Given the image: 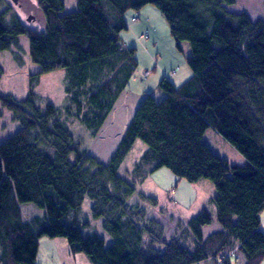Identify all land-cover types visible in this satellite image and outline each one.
<instances>
[{"label":"trees","instance_id":"obj_1","mask_svg":"<svg viewBox=\"0 0 264 264\" xmlns=\"http://www.w3.org/2000/svg\"><path fill=\"white\" fill-rule=\"evenodd\" d=\"M34 1L42 29L17 18L6 23L0 15V52L20 48L19 36L25 34L30 60L39 66L24 99L0 94L1 107L19 125L0 142L1 264H36L42 237L65 239L70 253H81L92 264H232L235 252L245 264H261L264 17L230 11L237 0H75L71 12H64V0ZM147 4L165 18L179 50V41L188 43L192 75L179 86L161 78L158 88L164 96H144L110 159L102 163L81 148L56 106L37 105L34 86L42 74L63 69L65 112L94 136L138 64L135 47L121 42V32L128 29L126 13ZM13 55L19 58L16 51ZM208 127L244 163L214 153L202 140ZM137 139L147 149L130 171L133 182L160 167L190 182H213L214 216L203 208L185 223L192 248L181 234L165 241L161 230L144 225V210L128 203L137 188L117 170ZM137 194L156 205L154 197ZM85 198L91 200L90 219L101 220L109 245L84 219ZM21 203L44 212L28 218ZM212 222L220 229L204 238L202 227Z\"/></svg>","mask_w":264,"mask_h":264},{"label":"rangeland","instance_id":"obj_2","mask_svg":"<svg viewBox=\"0 0 264 264\" xmlns=\"http://www.w3.org/2000/svg\"><path fill=\"white\" fill-rule=\"evenodd\" d=\"M64 4V12L76 9L75 0H64ZM228 8L234 12L246 11L252 17H264V0H237ZM0 15L6 23L17 18L31 28L42 29L43 27V18L34 0H18L17 3L12 0H0ZM125 17L128 29L121 32V42L126 46L135 47L138 63L127 82V89L138 94L145 91L146 94L150 93L155 98L161 99L160 95L163 94L158 88L161 78L166 76L175 86H179L191 77L192 71L187 63L190 47L187 42L179 41L181 49H178L165 18L152 4L145 5L139 11H128ZM19 41L20 48H12L18 53V59L14 57L11 50L0 52V94H11L18 100L27 96L30 75L39 70V66L30 60L27 36L20 35ZM65 89L63 69L42 74L34 86V90L40 96L37 105L44 106L46 103H51L56 106L60 110V118L70 128L75 139L80 140L81 148L86 154L99 162L107 163L141 101L135 106L129 96L122 99L118 97L103 125L94 136H91L81 122L73 116L69 117L65 112V107L69 104ZM130 112H132L131 116ZM18 128L19 125L12 120L11 113L0 105V142L11 136ZM202 140L214 153L226 158L230 163H241L242 159L244 160L228 141L210 127L205 130ZM146 149L147 145L144 142L140 139L135 140L117 170L119 176L133 183L137 188V192L128 199V203L137 204L138 208L144 210V225L154 227V231L161 230L160 237L165 241L181 234L180 237L184 239L186 246L192 248L193 240L190 234H185L187 232L185 223L203 208L214 216L215 207L211 201L215 194V186L211 180L205 178L190 182L175 175L167 167L157 168L140 183L133 182L130 171ZM139 192L154 197L156 205H151L139 198L137 194ZM90 205L91 200L85 198L82 204L83 217L90 221L89 228H94L103 239L105 238V245H109L111 239L101 227V220L90 219ZM21 207L28 218L42 215L44 212L33 203H21ZM215 224L218 223L212 222L205 226L202 230L203 234H207ZM84 231L87 232V230ZM145 241L147 237L144 234ZM2 253L3 246L0 243V256ZM234 256L236 259L233 258L232 264H245L246 260L241 254L235 252ZM37 263L45 262L38 259ZM202 263L210 264L208 261L197 264ZM261 264H264V260Z\"/></svg>","mask_w":264,"mask_h":264},{"label":"crops","instance_id":"obj_3","mask_svg":"<svg viewBox=\"0 0 264 264\" xmlns=\"http://www.w3.org/2000/svg\"><path fill=\"white\" fill-rule=\"evenodd\" d=\"M129 91L130 89L126 88V90H124L119 97L120 99H122L123 97L129 96L131 99V102L134 103L135 106L138 102L141 101L144 95H146L145 91H142L139 94L131 92V91L129 92ZM160 96L163 97L164 95H160ZM132 112H130V116ZM242 163H244L243 159H242V162L238 164H242ZM259 216H260V230L264 232V208L261 210ZM204 227L205 226L202 227V230L204 229ZM219 229H220V225L215 224L214 227L211 230H209L207 234H204V238L207 237L210 233L217 231ZM104 241H105V238H104ZM154 246L157 247L156 245ZM38 259H42L45 262L44 264H92L85 255L81 253H76V254L70 253L68 244L66 240L63 238L42 237L39 241L38 252L36 255V263ZM202 264H205V263H202Z\"/></svg>","mask_w":264,"mask_h":264},{"label":"water","instance_id":"obj_4","mask_svg":"<svg viewBox=\"0 0 264 264\" xmlns=\"http://www.w3.org/2000/svg\"><path fill=\"white\" fill-rule=\"evenodd\" d=\"M14 3H17L18 2V0H12Z\"/></svg>","mask_w":264,"mask_h":264}]
</instances>
